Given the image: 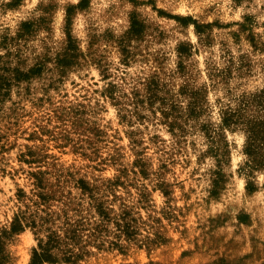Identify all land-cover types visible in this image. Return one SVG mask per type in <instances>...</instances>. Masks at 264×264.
<instances>
[{
    "label": "clouds",
    "instance_id": "9594fccd",
    "mask_svg": "<svg viewBox=\"0 0 264 264\" xmlns=\"http://www.w3.org/2000/svg\"><path fill=\"white\" fill-rule=\"evenodd\" d=\"M217 23L230 27H213L211 33L200 31ZM134 24L144 26L147 32L142 43L141 35L134 32ZM25 25L29 27L25 28ZM161 33L166 45L158 42ZM230 33L240 35L239 45L233 42ZM211 34L225 38L227 46H222L219 39L213 47L206 46V37ZM248 36H254L258 45L264 43V0H20L19 5H15L14 0H0V67L16 68L19 57L27 61L21 67V72L28 74L30 69L44 63L46 71L48 68L52 69L49 73L51 79L46 77L40 83L44 88L50 83L59 88L58 92L51 91L47 94L44 88H40L31 97L20 88H14L11 99L0 104V133L8 134L9 140L5 143H16L14 150L0 155V169L4 170L0 171V244L3 245L0 264H37L36 258L44 256L49 243L48 236L52 232L65 245L64 252L71 250L73 259L81 255L83 249L92 257V264L110 260L112 257L98 251L99 247L108 248L119 244L128 249L132 246V241L123 237L122 230L116 226L117 223H124L121 217L125 210H134L133 215L139 221L138 226H133L134 232L136 227L139 228L133 237L135 243L150 245L156 239L157 228L152 221L156 217L163 219L164 213L173 212L178 215L179 210L188 205V201L184 200L181 192H177L173 200L157 187L161 182H172L174 179L173 176L162 175L160 165L176 154L179 134L163 136L159 144H147L151 149L146 154L151 161L149 180L132 178L129 183L135 187L116 189L115 193L110 190V185L118 180L123 169L131 170L133 161L137 159L131 134L143 130V139L147 140L157 130L158 121L162 119L159 111L153 118L147 105L141 108L134 103L133 93L138 91L141 98H146L150 74L160 71L153 58L167 46L170 63H167L164 71L170 99L176 97L175 102L180 104L179 87L189 83L194 76L200 85H219L215 91L212 87L208 89L212 109L209 119L216 133H219L223 121L234 115L243 114L250 122H264L261 119V110H264V51L254 50L245 39ZM181 43L190 45V51L198 54L192 62V70L186 75L181 72V65L186 58V54L178 50ZM124 47H129L135 57L136 62L132 67L124 63L127 59L123 53ZM137 51L139 55H136ZM241 55L245 59L237 63ZM73 57L80 59L73 60ZM46 58H50L51 63ZM65 59L74 64L79 63L80 66L66 68L59 63ZM241 63L249 64L250 70L241 71ZM230 71L234 73L232 80L237 79L235 73L245 77L241 87L233 86L228 75ZM61 73L65 74L64 77H61ZM217 75L222 77V81L216 79ZM61 80L63 83H58ZM109 89H115L111 97L107 94ZM198 90L197 87H192V91ZM18 91L20 95H17ZM49 96L52 104L33 117H38L42 126L47 127L43 121L52 118L56 111L63 112L67 120H72L73 110H77L86 111V115L81 117L87 121L85 127L95 125L100 131L107 132L106 146H101L100 159H108L109 163L103 165L100 171H95L94 167L89 170L87 162H77L76 157L64 158L54 152L52 162L56 163V168H51L49 161L31 166L19 161L26 146L40 156L50 152L52 144L48 137H44L42 142L37 140L29 143L23 135L13 136L8 131L15 122L13 109H16L15 118H19L35 111L34 105ZM186 105L187 101L180 105L182 114ZM253 105L257 114L249 116L248 109ZM156 108H161V105L157 103ZM164 110H170V107ZM137 111L151 118L152 123L145 120L141 124L135 114ZM122 117L127 120L122 121ZM205 122L207 120L199 123ZM153 124L156 128H153ZM25 127L30 132L37 131L36 124L30 121H21L19 131L22 133ZM51 127L53 131L59 129L65 133L73 132L74 140L90 139L82 130L74 129L71 124H60L55 119ZM13 131L16 129L13 128ZM225 136L230 154V164L224 169L229 180L227 190H224L223 185L217 188L213 183L218 179L214 173L221 169L217 167L216 158L209 154V150H214L217 144L202 133L195 137L188 136L183 149V160L178 161H190L198 170L196 182L189 183L196 189L192 202L198 206L199 211L189 222L188 232L191 237H197L200 235L196 232L198 221L206 222L209 217H231L235 220L244 213L254 221L248 234L259 233L257 240L264 245V166H261L254 154L246 151L251 143L246 123L232 131L225 129ZM113 137L116 139H112ZM192 141H195V148L189 146ZM115 148L121 150L123 159L113 164L111 158L116 154ZM197 159L199 163L196 162ZM69 168L77 171L84 168L80 172V178L85 180L90 189H101L99 195L94 201L84 197L82 193H74L64 203H57L51 208L50 214L53 217L60 216L61 219L54 220L52 225L43 229L39 226L31 227L32 218H36L39 225L40 218L49 213L35 207L39 203L36 195L38 189L29 173L46 171L49 181L55 183L61 172H66ZM175 179L181 180L183 177ZM252 186L259 190L258 196L250 194ZM18 189L25 192L23 199L17 198ZM214 192L218 196H214ZM114 194L118 198L114 199ZM142 195H147V205L140 203ZM97 201L105 205L109 220H104L97 213ZM72 202H77L88 210L82 217L84 229L78 233L81 237L78 243L66 236L69 226L65 221L74 223L76 219L75 214L65 207L66 204L70 207ZM64 211H68L66 218L63 216ZM97 226H102L106 231L103 234L95 232ZM14 227L16 231H13ZM229 233L231 234V230ZM185 238L183 235L179 236L176 244L182 250L191 252L189 246L181 244ZM191 243L192 239L189 238L188 244ZM261 251L264 249L248 244L240 258L256 256L259 264H264V259L259 257ZM127 264L152 262L148 258L134 256ZM160 264H164V261ZM168 264L173 262L169 259Z\"/></svg>",
    "mask_w": 264,
    "mask_h": 264
},
{
    "label": "rangeland",
    "instance_id": "374dc122",
    "mask_svg": "<svg viewBox=\"0 0 264 264\" xmlns=\"http://www.w3.org/2000/svg\"><path fill=\"white\" fill-rule=\"evenodd\" d=\"M19 3L20 0H14L15 5H19ZM28 27L29 25H25V28ZM213 27H230V25L221 26L217 23L214 26H209L207 29H200V31H207L211 33ZM134 32L141 35L140 43H142L143 39L147 36L144 26L134 24ZM229 35H231L235 44L239 45L241 43L239 34L230 33ZM160 36L161 39L158 42L162 45H166V42L163 39V33H161ZM217 39L220 40L222 46H227L226 39L218 37L215 34H211L206 37V46L213 47ZM245 39L249 44H251L254 50L264 51V43L258 45V41L254 36H248ZM129 47L123 48L124 56L127 58L124 63L128 67H132L136 61L132 52L129 50ZM190 47V45L184 43H181L178 46V50L181 53L186 54V58L183 60L181 65V72L185 75L192 70V62L196 58V55H198L197 53H192L190 51ZM168 50L169 49L166 46L153 58V62L160 68V71L150 74L146 88V98H141L138 91H134L133 93L134 103L141 108L147 105L148 109L152 111L153 118L156 116L157 111L160 112L162 119L158 121L159 127L147 140L143 139V130L131 134L133 144L136 148L134 155L137 156V159L133 161V167L131 170L128 168L123 169L118 180L114 184L110 185V190L115 193L116 189L135 187L134 184L129 183V180L132 178L137 180L142 178L144 181L149 180L151 161L146 157V154L151 151V149L147 147V144H159L162 141L163 136L169 134H179V139L177 140L178 149L176 154L168 157L167 162L160 165L162 170L161 174L173 176L174 179L172 182H161L157 187L159 190L164 192L165 196H168L173 200L175 199L177 192H181L184 200L188 201V205L180 209L178 215L173 212H169L163 214V219L156 217L152 221V223L157 226L156 239L147 246L143 243L136 244L133 240L134 235L139 231V228L136 227L134 232L133 226H138L139 221L133 215L134 210H125L121 217V220H123L124 223H120L121 226L117 223L116 226L118 229L122 230L123 237L132 241V246L128 249L120 247L119 244H114L108 248L101 246L98 248V251L106 253L112 258L110 260L97 261L95 264H127V261H131L134 256L148 258L152 264H160L162 260L164 261V264H168L169 259L173 262V264H176L177 261L178 264H259V260L256 256H248L244 259L240 258V254L244 251V248L248 244H255L258 249H264V245H261L257 240L259 233H256V235L248 234V230L253 228L254 223L253 219L250 218L249 215L241 213L235 218V220L231 217H225L223 219H213L209 217L206 222L200 220L197 222L196 226V232L200 233V235L197 237L190 236V233L188 232L189 222L198 215L199 209L198 206L192 202L196 189L191 187L189 182H196L198 170L193 167L190 161L185 160L184 163H180L178 161L183 160V149L185 144L188 142V136L192 135L195 137L202 133L208 140H213V142L217 144L214 150H209V154L216 158L217 167L221 169V171L214 173L218 179L214 180L213 183L216 184L217 188H220V186L223 185L224 190H227L229 180L228 174L224 171V169H226L230 164V154L225 136V129L232 131L233 128L240 127L246 123L248 131L251 135L252 133L259 134L257 135L259 138L257 144L260 145V151H262V154L259 155V157H261V155H264V122H250L246 120V117L243 114L234 115L225 119L219 133H216L212 122L209 119L212 109L208 99L210 95L208 89L209 87H212L215 91L219 85H200L197 83L194 76L190 78L189 83L179 87L178 96L180 104L175 102L176 97H171L170 99L169 84L164 71L167 63H170V59L167 58ZM139 54V51H137L136 55ZM254 55L255 52L253 53V56ZM17 59L19 60V65L16 68H11L10 66L0 67V104H3L7 100L11 99V94L14 88H20L27 96L31 97L35 90L44 88V86L40 83L41 80H44L46 77L51 79V77H49V73L52 72V69L48 68L46 71V64L39 63L35 68L30 69L28 74H24L20 69L27 63V61L21 60L19 57H17ZM46 59L48 63H51L50 58ZM78 59L80 58L73 57V60ZM244 59L245 57L241 55L240 61L237 63L242 62ZM129 61L132 63H129ZM10 63L11 60L9 61V65ZM59 63L69 69L80 66L79 63L74 64L68 59L61 60ZM240 70L247 72L250 70V65L241 63ZM64 75V73H61V77H64ZM228 75L233 86H242L241 82L245 79L243 75L235 73L237 76V79L235 80L231 79L234 75L232 71H230ZM216 79L222 81V77L220 75H217ZM58 83L62 84L63 80L58 81ZM193 86L197 87L199 90L192 91ZM114 90L115 89H109L107 94L111 97ZM51 91L58 92L59 88L50 83L47 88H44V92L47 94ZM17 95H20L19 91L17 92ZM64 95L66 97L67 92H65ZM184 101H187V105L186 110L182 114L180 105L183 104ZM157 103L161 105V108H156ZM51 104L52 98L50 96L48 99L42 98L37 105H34L35 111L27 115L20 116L19 118H15L16 109H13V119L15 122L12 127L8 129L13 136L23 135L27 138L29 143L37 140L42 142L44 137H48L50 143L52 144V150L40 156H38V154L31 148L26 146L25 153L20 155L18 158L19 161L29 166L43 164L45 161H49L50 167L56 168V163L52 162V153L54 152L64 158L76 157L78 158L77 162H87L86 167L89 170L94 167L95 171H100V168L103 167V165L109 163L108 159H100L101 146H106L108 138L107 132L100 131V129L95 125L85 127L87 121L83 120L81 117L86 115V111L80 112L77 110H73L72 120H67L63 112L56 111L53 113L52 118L43 121L47 127L42 126L41 120L38 117L33 119V117L37 116V112H44ZM217 104H219V101H217ZM169 107L170 110H164ZM261 111V119L264 121V110ZM135 114L141 124H143L145 120H148L150 124L152 123L151 118L141 115L139 111ZM256 114L257 109L255 105H253L248 109V115L256 116ZM53 119L60 124H71L74 129L82 130V132L87 134L90 139L74 140L73 132L65 133L61 132L59 129L53 131L51 127ZM126 120V117H122V121ZM201 120H207V122L199 123ZM21 121H30L35 123L37 131L30 132L29 129L25 127L21 133L19 131L21 128ZM152 126L153 128H156L155 124ZM13 128H15L16 131H13ZM214 137H218V139H214ZM112 139H116V137H113ZM8 140V134L0 133V155L15 149L16 143H5ZM85 145H87V148H85ZM189 146L195 148V141H192ZM114 151L116 154L111 158L113 164L123 159L119 148H115ZM89 153H91V155H89ZM98 161L99 164L97 163ZM196 162L199 163V159H197ZM185 164H187V168H185ZM261 166H264V159H262ZM189 169H191V171H189ZM84 170V168L79 169V171L74 168H69L66 172H61V174L55 179V183H51L49 181V174L46 171H42L40 173L30 172L29 175L35 181V187L38 189L36 195L39 203L36 204L35 207L41 210H46L50 213L52 207H54L57 203H64L66 200L71 198L74 193H82L84 197L95 201V197L99 195L101 189H90L85 180L80 178V172H83ZM0 171L4 170L0 169ZM175 177H183V179L177 180ZM41 186H44V188ZM0 191H2V189H0ZM42 194H46L48 198L47 202H45L42 198ZM250 194L253 197L258 196L259 190L255 186H252L250 187ZM16 195L18 199H23L25 197V192L22 189H18ZM213 195L218 196V193L214 192ZM113 198L116 199L118 197L114 194ZM140 203L142 205H147V195H142ZM65 207L75 214V221H80L83 224L82 227L84 228V221L82 217L88 210L83 208V205L77 202H72L70 207L66 204ZM95 208L97 213L103 217L104 220H109V212L105 210V205L103 203L97 201L95 203ZM63 216L66 218L68 216V211H64ZM45 217L47 221L48 215ZM59 219H61L60 216H52L51 220H48V223H45L43 228L48 225H52L54 220ZM229 230H231V234L229 233ZM104 231H106V229L102 226H99L98 230L95 229V232L101 234H103ZM182 235L186 238L181 241V244L189 246L192 249L191 252L182 250V248L176 244L177 238ZM121 238L122 237H117V239ZM189 238L192 239V243L190 245L188 244ZM2 251L3 245L0 244V252ZM113 253H118V255H113ZM259 257L260 259H264V251L259 253ZM17 264H20V262H17ZM44 264H92V257L89 253L84 251L82 258L76 263L46 262Z\"/></svg>",
    "mask_w": 264,
    "mask_h": 264
},
{
    "label": "trees",
    "instance_id": "16d2710c",
    "mask_svg": "<svg viewBox=\"0 0 264 264\" xmlns=\"http://www.w3.org/2000/svg\"><path fill=\"white\" fill-rule=\"evenodd\" d=\"M257 135L259 134L252 133V135L250 136L251 143L249 147L247 148V152L254 154L258 158L260 163H262V159H264V155H261V157H259V155L262 154V151H260V145L257 144V141L259 139ZM41 187L44 188V186H41ZM42 198L44 199L45 202L48 201L46 194H42ZM51 218H52V215L49 213L47 221L51 220ZM47 221H46V217H42L40 218V223L38 225V221L36 220V218H33L31 220V226H33L34 228L39 226L40 228L43 229V226L45 225V223H48ZM66 224L69 226V231L66 232V236L68 237L69 240L75 243H78L81 239L78 233H80L81 230L84 229L82 227L83 224L80 221H75L74 223L70 221H66ZM119 225L121 226L120 223ZM98 227L99 226L96 227V230H98ZM13 231H16L15 227ZM48 242H49L48 247L45 250L44 256L36 258L37 264H44L46 262L76 263L83 256V252H84L83 249H81V255L76 256L75 259H73V257L70 255V252H71L70 249L68 252H64L63 249L65 245H63L61 241L57 238V234L55 232H52L51 235L48 236Z\"/></svg>",
    "mask_w": 264,
    "mask_h": 264
}]
</instances>
